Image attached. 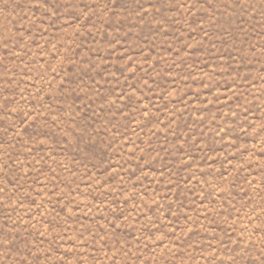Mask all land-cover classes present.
<instances>
[{"label":"rangeland","instance_id":"374dc122","mask_svg":"<svg viewBox=\"0 0 264 264\" xmlns=\"http://www.w3.org/2000/svg\"><path fill=\"white\" fill-rule=\"evenodd\" d=\"M0 264H264V0H0Z\"/></svg>","mask_w":264,"mask_h":264}]
</instances>
